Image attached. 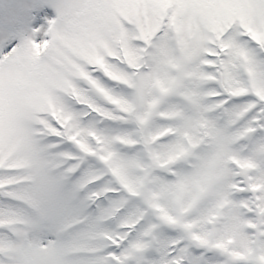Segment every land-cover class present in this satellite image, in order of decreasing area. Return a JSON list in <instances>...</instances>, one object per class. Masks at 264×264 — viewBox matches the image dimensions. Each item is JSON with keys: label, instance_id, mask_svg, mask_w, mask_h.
Listing matches in <instances>:
<instances>
[{"label": "snow or ice", "instance_id": "1", "mask_svg": "<svg viewBox=\"0 0 264 264\" xmlns=\"http://www.w3.org/2000/svg\"><path fill=\"white\" fill-rule=\"evenodd\" d=\"M0 264H264V0H0Z\"/></svg>", "mask_w": 264, "mask_h": 264}]
</instances>
